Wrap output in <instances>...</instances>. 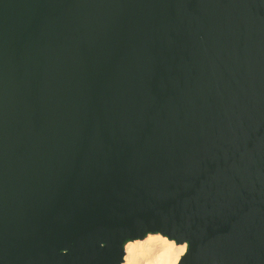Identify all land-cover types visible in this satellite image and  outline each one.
I'll return each instance as SVG.
<instances>
[{
  "label": "water",
  "instance_id": "95a60500",
  "mask_svg": "<svg viewBox=\"0 0 264 264\" xmlns=\"http://www.w3.org/2000/svg\"><path fill=\"white\" fill-rule=\"evenodd\" d=\"M264 264V0H0V264Z\"/></svg>",
  "mask_w": 264,
  "mask_h": 264
},
{
  "label": "bare ground",
  "instance_id": "6f19581e",
  "mask_svg": "<svg viewBox=\"0 0 264 264\" xmlns=\"http://www.w3.org/2000/svg\"><path fill=\"white\" fill-rule=\"evenodd\" d=\"M188 248L159 232H150L142 239L128 240L122 264H180Z\"/></svg>",
  "mask_w": 264,
  "mask_h": 264
}]
</instances>
